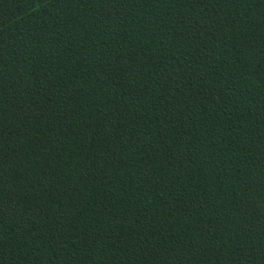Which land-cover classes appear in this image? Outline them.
Segmentation results:
<instances>
[{
    "label": "trees",
    "instance_id": "obj_1",
    "mask_svg": "<svg viewBox=\"0 0 264 264\" xmlns=\"http://www.w3.org/2000/svg\"><path fill=\"white\" fill-rule=\"evenodd\" d=\"M0 264H264V0H0Z\"/></svg>",
    "mask_w": 264,
    "mask_h": 264
}]
</instances>
